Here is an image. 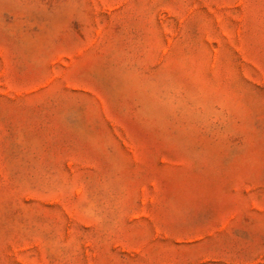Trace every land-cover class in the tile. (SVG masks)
I'll return each instance as SVG.
<instances>
[{"label":"rangeland","instance_id":"rangeland-1","mask_svg":"<svg viewBox=\"0 0 264 264\" xmlns=\"http://www.w3.org/2000/svg\"><path fill=\"white\" fill-rule=\"evenodd\" d=\"M0 264H264V0H0Z\"/></svg>","mask_w":264,"mask_h":264}]
</instances>
